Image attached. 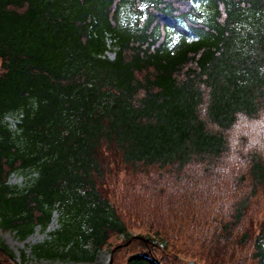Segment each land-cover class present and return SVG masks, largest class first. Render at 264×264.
<instances>
[{"label": "trees", "instance_id": "trees-1", "mask_svg": "<svg viewBox=\"0 0 264 264\" xmlns=\"http://www.w3.org/2000/svg\"><path fill=\"white\" fill-rule=\"evenodd\" d=\"M238 113L264 115V0H0V226L56 215L37 260L264 264V154L228 162L256 128Z\"/></svg>", "mask_w": 264, "mask_h": 264}, {"label": "rangeland", "instance_id": "rangeland-1", "mask_svg": "<svg viewBox=\"0 0 264 264\" xmlns=\"http://www.w3.org/2000/svg\"><path fill=\"white\" fill-rule=\"evenodd\" d=\"M109 56H113L112 50L107 52ZM30 175L23 171L22 169L13 172L9 177V182L18 185H24L29 183ZM58 221L56 215L53 216L52 221L46 228H41V226L37 225L34 228V231L27 236L25 239H20L15 231L12 230H4L0 226V243L6 244L15 254L16 260L21 262V251H24L28 256V259L24 264H111L113 257V247L109 248H100L97 252L96 259L94 261H67L63 262L61 260L50 261L47 259L37 260L32 255V246L36 243L42 242L46 238L50 237L51 231L57 228ZM130 233L132 235H140L144 234L140 229H130ZM117 238V237H116ZM113 237V239H116ZM264 246V244H263ZM181 264H199L193 258L185 257L180 255ZM158 261V260H157Z\"/></svg>", "mask_w": 264, "mask_h": 264}, {"label": "clouds", "instance_id": "clouds-1", "mask_svg": "<svg viewBox=\"0 0 264 264\" xmlns=\"http://www.w3.org/2000/svg\"><path fill=\"white\" fill-rule=\"evenodd\" d=\"M240 121H248L250 125H255L256 128L253 131L242 132L236 139L229 141L227 159L228 162L235 165H243L245 163L244 157L249 153L264 154V115L258 119L250 120L243 113H238L237 125L233 127H237Z\"/></svg>", "mask_w": 264, "mask_h": 264}]
</instances>
